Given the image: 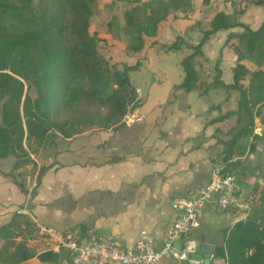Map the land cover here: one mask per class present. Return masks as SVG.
<instances>
[{"label":"crops","instance_id":"crops-1","mask_svg":"<svg viewBox=\"0 0 264 264\" xmlns=\"http://www.w3.org/2000/svg\"><path fill=\"white\" fill-rule=\"evenodd\" d=\"M190 2L192 11L186 18L169 15L160 23L156 36H145L144 47L139 52L127 55L123 42L110 38L113 45L108 54L113 61L128 65L140 62L138 69L129 72V78L134 90H139L143 121L129 126L91 128L71 138L59 136L53 146L45 143L37 153L29 154L30 158L37 159L38 169H44L36 188L30 192L23 191L20 177L13 176L17 172L24 174L30 166L14 170V156L0 158V226L8 223L18 208H23V214L33 223L59 231L99 232L127 244L145 232L153 238L154 246L160 248L167 225L176 217L171 202L183 198L189 190L204 186L213 167H226L228 161L240 163L237 167L227 165V171L237 172L238 195L247 208L222 212L207 204L199 225L175 241L174 250H181L188 241L194 243L195 251L200 250L202 242L216 248L222 229L244 219L260 206L258 195L253 192L254 187L264 183V137L256 141L250 137L243 155L233 154L225 162L220 140H227L245 122L237 123L235 115L219 122L211 120L236 108L237 99L233 106L226 107L234 92L226 98L224 89L220 88L221 91L218 87L210 86L204 92L175 88L184 76L180 60L189 50L173 52L162 46L188 31L201 38L202 30L217 11L233 14L242 9L237 19L255 30L264 20V3ZM242 31L240 26L219 30L204 42L202 53L207 63L204 69L200 62L196 66L204 84H211L216 64L222 79L223 72H230L235 54L226 44L227 35ZM223 80L228 84L230 75ZM261 117H264V107L254 118V133L258 135L264 128ZM250 142H254L251 149ZM27 245L31 248L39 245V248L35 256L18 264H70L61 255L58 262L41 261L37 254L44 251V244L35 240ZM212 253L210 264H225L224 259ZM158 264L200 263L165 255Z\"/></svg>","mask_w":264,"mask_h":264},{"label":"trees","instance_id":"trees-1","mask_svg":"<svg viewBox=\"0 0 264 264\" xmlns=\"http://www.w3.org/2000/svg\"><path fill=\"white\" fill-rule=\"evenodd\" d=\"M95 3L96 0H0V158L14 156V170L30 165L29 154L37 153L45 143L53 146L59 136L71 138L91 128L117 127L127 104L135 98L129 72L138 69L140 62H109L99 53L101 38L90 31ZM114 3L122 4V9L119 15L113 12L107 22L108 31L123 42L127 55L141 51L145 36H156L160 23L169 15L186 18L192 11L190 0H110L108 7L112 11ZM241 12L242 9L233 14L215 12L198 43L184 33L162 46L173 52L189 50L180 60L184 76L175 88L204 92L210 86H220L226 98L231 91L237 92L236 108L211 120L219 122L235 115L237 123L245 122L227 140H220L225 162L233 154L243 155L250 137L254 141L264 137V128L261 135L254 133V118L264 107V20L253 30L237 19ZM237 26L243 31L230 32L226 39L235 54L229 83L224 82L216 64L211 84H204L196 69L199 62L201 69L207 63L202 45L215 32ZM205 72L208 74L207 69ZM32 89L35 99L30 95ZM253 143H249L250 149ZM239 164L228 161L224 171ZM43 170L38 171V179ZM13 176L21 178L19 185L27 191L23 173ZM254 190L260 206L221 230L214 257L224 259L225 264H264V183ZM34 230V223L17 212L1 225L0 264H18L35 256L26 244ZM37 258L60 261L58 255L48 251L40 252Z\"/></svg>","mask_w":264,"mask_h":264},{"label":"built area","instance_id":"built-area-1","mask_svg":"<svg viewBox=\"0 0 264 264\" xmlns=\"http://www.w3.org/2000/svg\"><path fill=\"white\" fill-rule=\"evenodd\" d=\"M145 115L140 111L139 90L135 89V98L126 106V112L120 124L129 126L143 121ZM30 168L24 172L23 180L29 192L38 182V161L31 156ZM223 165H216L211 170L209 181L198 189L189 190L183 198L173 200L171 207L176 217L167 225L162 246L156 248L153 238L143 232L130 244L122 242L112 235L99 232H82L78 229L59 231L52 227L34 223L35 240L44 244V251L61 255L70 264H158L165 255L177 259L191 260L189 254L195 251L194 243L189 241L181 250H174L173 243L188 235L196 228L207 204H213L218 211L231 208L246 209L239 197L238 174L236 171H224ZM21 181V178H19ZM18 208L17 213H23ZM213 257V253L210 258Z\"/></svg>","mask_w":264,"mask_h":264},{"label":"rangeland","instance_id":"rangeland-1","mask_svg":"<svg viewBox=\"0 0 264 264\" xmlns=\"http://www.w3.org/2000/svg\"><path fill=\"white\" fill-rule=\"evenodd\" d=\"M110 3V0H96L95 6H94V12L93 16L91 17L90 22V31L97 34L101 40L98 42V51L99 53L109 60V62H113L112 57L109 56L108 51L111 50V46L113 44L110 43V40L114 39L112 35L108 31L107 22L110 20V18L113 16V12H116L117 15L120 14V11L122 9V4L120 3H114L112 5V10L109 9L108 4ZM111 38V39H110ZM116 40V39H115ZM119 42H122L121 40H118ZM116 52V51H114ZM115 62V61H114ZM230 75V72L227 70L226 72H223V79ZM218 89H220V86H218ZM221 90V89H220ZM222 91V90H221ZM235 94L231 99L232 101L229 102L226 107L233 106L234 102L237 99V92L233 91ZM237 152H239V149H236ZM35 237V234H32V237ZM31 237V236H29ZM24 239V238H23ZM26 244H28L27 238H26ZM31 248V247H30ZM39 248V245L33 246L31 249L33 251H37Z\"/></svg>","mask_w":264,"mask_h":264},{"label":"water","instance_id":"water-1","mask_svg":"<svg viewBox=\"0 0 264 264\" xmlns=\"http://www.w3.org/2000/svg\"><path fill=\"white\" fill-rule=\"evenodd\" d=\"M187 35L196 43L200 42L201 40V38L197 34L191 31H188ZM30 95L32 99L36 98V92L34 89L31 90ZM214 249V245L207 242H202L200 244V250L191 252L189 254V258L191 260L201 261L203 264H210V255L212 252H214Z\"/></svg>","mask_w":264,"mask_h":264}]
</instances>
